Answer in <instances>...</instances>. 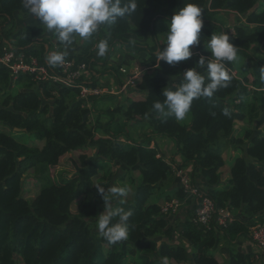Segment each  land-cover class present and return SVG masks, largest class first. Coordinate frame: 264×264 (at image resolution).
<instances>
[{"label": "trees", "instance_id": "1", "mask_svg": "<svg viewBox=\"0 0 264 264\" xmlns=\"http://www.w3.org/2000/svg\"><path fill=\"white\" fill-rule=\"evenodd\" d=\"M260 1L136 0L137 10L132 16L115 25H102L88 40L79 41L77 37L72 45L77 44L79 51L70 56L92 65L93 47L102 35L107 41L126 33H151L156 37L158 20L172 16L185 4H196L203 11L201 43L193 46V57L175 65L160 62L157 68L155 54L160 45L144 47L148 57L142 60L145 70L136 88L145 97L128 99L129 103L115 110L100 111L111 113L107 125L100 120L93 123V111L78 100L76 87L35 83L24 73L13 81L10 72L0 67V264H161L164 256L169 258V264H221L215 251L222 238L228 245L225 264H264V254L258 256L254 250L242 248L243 241L251 239L250 227L264 222V137L260 131L264 124V82L258 71L264 66V7H259ZM220 11L241 16L234 23L235 33L219 20ZM20 13L32 16L21 0H0V18L4 22L18 19L21 23ZM3 26L0 45L9 40ZM30 27L31 35L16 36L17 47L42 58L46 48L38 47L34 40L43 39V29L37 24ZM214 32L230 36L237 54L249 57L250 69L240 75L234 62L227 63L233 75L229 87L219 89L211 98L194 99L190 115L183 121L174 116L159 117L153 109L154 102L163 101L166 87L175 90L183 73L196 67L200 56H211L204 41ZM58 44L64 48L59 41ZM225 108L230 115L223 114ZM117 119H121V127L112 132ZM137 120L147 122L151 130L143 133L142 141L125 133L126 126ZM238 121L252 124L254 129L244 135V130L236 127ZM98 126L105 136H97ZM8 128L23 129L43 143L21 142ZM155 136L173 139L181 163L167 159L151 145ZM229 146L240 148L251 158L246 154L236 158L223 187V152ZM89 147L94 148L92 156L86 152ZM76 153L80 162L77 172L63 173L55 179L53 168L64 156ZM101 160L114 162L121 171L139 172V177L129 173L130 182L140 181L132 198L130 195L116 206L133 212L128 240L116 245L101 238L95 227L94 218L104 205L94 179ZM175 165L184 170L192 166L189 171L193 183L218 207L228 208L234 221L222 227L213 220L210 228L196 222L198 203L193 197L188 198L189 207L183 208L185 217L176 218L174 223L171 216L180 209L165 213L161 203L187 197ZM30 169L40 182V191L32 202L24 197L25 176Z\"/></svg>", "mask_w": 264, "mask_h": 264}, {"label": "clouds", "instance_id": "2", "mask_svg": "<svg viewBox=\"0 0 264 264\" xmlns=\"http://www.w3.org/2000/svg\"><path fill=\"white\" fill-rule=\"evenodd\" d=\"M21 2L23 7L35 16L48 32L53 33L64 46L65 51L63 52H52L48 57L44 53L43 58L48 60L49 66L55 67L62 64L64 58H68V61H73L76 65L87 63L88 73L82 74L75 85H65L52 81L44 83H59L63 86L76 87L79 89L78 100L82 103L86 102L84 98L96 93L82 97L81 86L85 85L92 89H95V86L89 82L84 84L82 81L90 76L95 78V75L90 72L91 65L87 60L68 57L67 49L77 37L82 41L88 40L98 32L102 25H115L120 19L132 16L137 10L136 0H127V2H123V0H21ZM202 13L203 11L198 5L187 3L182 8L177 9L166 21L168 29L166 40L164 47L155 54V67L159 68L160 62L175 65L177 62L187 61L193 57L192 46H199L201 43ZM232 32L235 33V31ZM108 47L107 40L99 41L96 44L97 55L100 57L105 56ZM204 47L210 51L211 56H200L196 67L183 73V80L175 90L166 87L163 90V101L154 102L153 109L159 117L174 116L177 121H183L190 112L194 99L211 98L219 89L229 87L233 75L229 73L226 65L237 60L238 48L230 42V36L226 32L219 35L214 32L210 38L204 41ZM73 50L77 52L75 48ZM200 70H203V74ZM119 71L120 75L116 76L121 81L129 76L123 89L128 84L136 82L137 85L142 75H133L131 74L132 69L128 71L127 68H121ZM258 71L261 82H264V66H261ZM233 73L236 74L237 70H234ZM12 79L13 81L17 80ZM35 83L38 82L35 81ZM86 103L83 106L89 107L90 103ZM105 108L101 111H106L111 107L107 105ZM223 114L225 116L230 115L229 110L227 108L223 109ZM15 130L24 131L20 128ZM187 171L191 177V171ZM95 187L104 203V211L97 215L96 227L99 236L112 245L128 240L129 220L133 212L126 210L124 207H116L113 202L120 200L123 203V198L129 195L130 188L128 186H112L106 189L99 184H95ZM250 237V241L256 246L257 244L253 241L252 236ZM258 250L264 254V249L260 248ZM161 264H169V258L167 256L162 257Z\"/></svg>", "mask_w": 264, "mask_h": 264}, {"label": "rangeland", "instance_id": "3", "mask_svg": "<svg viewBox=\"0 0 264 264\" xmlns=\"http://www.w3.org/2000/svg\"><path fill=\"white\" fill-rule=\"evenodd\" d=\"M259 7L262 8L264 7V0H261L259 2ZM15 16V15H14ZM17 18V16H15ZM19 17L25 21V15L20 13ZM171 16L169 15L168 18H160L157 22V33L156 37L153 36L151 33H146L143 36L136 35L134 33H126V34H120L117 38L114 37L112 40L107 41L108 42V51L105 56L100 57L97 55V48L96 44L94 45L93 49L94 51V56L91 57V61L94 63L90 66V72L94 74L96 77L92 78L90 76L88 79L83 80L82 82L85 84V82H89L90 84L94 85L95 89L98 90V94H93L88 98H84L86 102H89L90 105L89 107L92 109L93 113L91 115L93 123L98 122V120L101 121L103 125H107L109 122L110 118H112L111 113H101L100 111L106 109L105 107L109 105L111 107V110H115L117 106L121 105L124 103L125 105L129 103L127 100L128 99H141L144 98V94L141 92H138V89H136V82L134 84H128V86L123 89L124 84L126 83V80L123 78L121 81L120 78L116 75H120L119 69L121 68H127L128 71L129 69H132L131 74H142L144 73L145 66L142 65V60L147 58L148 56V50L146 48H153L156 45H160V49L164 47L165 40H166V32L168 31L167 29V23L166 21L170 18ZM219 20L227 27L230 28V30L235 31V26L234 23L239 19L236 15L232 14V12L229 11H220L218 14ZM22 23V22H21ZM21 23H18V19L14 21H5L4 18H0V29L1 25L3 24V30L6 35V37L9 40H5V43L8 45L13 46L17 50L20 51H25L26 53H33L28 50H21L18 49L17 47V40L18 37L23 36V35H31V27L30 23L28 22H23L22 26H20ZM33 24L36 25L37 21L34 19ZM43 29V35L41 36V40L35 39L34 41L36 42V45L38 47L44 46L46 48V55L47 57L49 56L50 53L52 52H63L65 51L64 48L60 44H58V40L56 36L53 33L48 32L42 24H38ZM21 28H23V33L20 35H16L18 32L21 31ZM18 36L16 38V36ZM102 35V33H101ZM125 37V39H128L127 41L124 40L122 37ZM45 37V38H44ZM55 39V40H54ZM102 40H107L105 35L101 36ZM79 41H82L79 39ZM135 42L134 45H131L130 43ZM52 42V44H51ZM4 43V44H5ZM138 45V46H136ZM146 47V48H144ZM75 48L77 52L79 51V46L76 45H71L67 49V56L71 57L70 55H73L72 53L75 52L73 50ZM192 48H194L192 46ZM72 50V51H71ZM253 51H255L253 49ZM35 54L39 59L45 60L43 57L41 58L38 54ZM66 57V56H65ZM237 60L234 61V68L238 70L240 75H244L247 73V71L250 69V64H249V57L243 56L241 54H237ZM246 58V59H245ZM64 61H68V58H64ZM85 62V61H82ZM86 63V62H85ZM87 64V63H86ZM140 77V76H139ZM121 81V82H120ZM113 93H112V92ZM142 95V96H141ZM53 101V99H50ZM100 103V106L98 107ZM190 115V112L188 113ZM121 119H117L115 122L113 128L111 129L112 132H117L118 129L121 127ZM147 122L144 121V123H141L140 121L134 122L132 125L129 127L126 126L127 128L125 129L127 132H125L127 135L130 137H133L135 139H138L142 141L145 131H151L149 128V125L146 124ZM238 127L242 126V123H237ZM246 125V128H244V135L248 131H252L254 129V125L244 123ZM248 127V129H247ZM149 128V129H148ZM98 135L97 136H105V133L103 132V129L101 130L98 126L96 129ZM261 131V137H264V124L261 125L260 127ZM8 132L13 135L17 140L25 143H33L36 145H40L43 143L41 140L35 138L33 135L29 134L28 132L25 131H17V130H12L8 128ZM124 135V134H123ZM124 138V137H123ZM147 141V140H146ZM172 143H174L173 139H170ZM175 144V143H174ZM236 151V155L233 154L234 150ZM89 153L90 156L93 155L94 153V148L89 147L86 151ZM248 154L241 150L240 148H233V147H227L224 149L223 155L225 159V166L223 167L222 171L223 174L227 175V179L224 182V185L227 184L231 174H230V169L232 168V165L234 164V161L236 160L237 157H247ZM249 157V156H248ZM251 158V157H249ZM80 166V162L78 160V154L74 155H66L64 156L58 167L53 168V175L55 179H59L61 174H68L72 175L75 174L78 170V167ZM129 173H132L133 177L137 176L139 177V172L138 171H121L119 166H117L114 162L110 161H105L101 160L99 162V173L94 177L95 183L96 184H101L103 185L106 189L110 188L112 186H118V187H123V186H128L130 188L129 195L132 196L134 195L135 187L136 185L140 182L139 180L136 179L135 183H132L128 180L129 178ZM136 177V178H137ZM40 190V182L36 179L35 177V172L33 169H30L26 172L25 176V193L24 197L28 199L30 202L33 201V199L37 196ZM128 196L123 198V200L128 199ZM177 198V197H175ZM189 197H186L185 199H180L181 200V206L180 210L178 211L177 215H172L171 217L174 220V223L176 221V218H179V220L184 218L183 216V208L189 207L190 201L188 199ZM120 202V200H116L113 202L114 206H117V204ZM121 203V202H120ZM165 202H162V206ZM104 211V205L100 206V213ZM163 211V210H162ZM73 212H76V207H73ZM95 220V225L97 223L98 217L94 218ZM177 220V221H179ZM96 227V226H95ZM97 228V227H96ZM98 231V230H96ZM248 240L245 241L244 244V249L246 248L245 245L247 244ZM227 242L222 238L221 243L219 248L215 251V254L219 260V263L225 264L226 263V258L228 256V245L226 244ZM242 247V248H243ZM241 248V246H239ZM105 249H108V245L105 244ZM256 249H260L259 246L256 245ZM257 255L260 256L262 254V251L258 250ZM175 264H190V262H182V263H175Z\"/></svg>", "mask_w": 264, "mask_h": 264}, {"label": "built area", "instance_id": "4", "mask_svg": "<svg viewBox=\"0 0 264 264\" xmlns=\"http://www.w3.org/2000/svg\"><path fill=\"white\" fill-rule=\"evenodd\" d=\"M0 67L6 68L11 77L18 79L19 76L29 74L38 83L46 81L60 82L65 85H75L82 74L88 73L86 63L76 65L73 61H64L55 67L49 66L48 60H41L33 53L20 51L8 44L0 46ZM132 81V79H131ZM99 93L97 89L88 86H81V96L87 97L88 94ZM176 175L180 184L184 187L188 197H194L198 207L196 210L195 221L210 228L213 220L222 227L234 221L235 216L226 207H218L216 201L207 195L199 186L195 185L187 170L175 165ZM181 200L173 198L166 201L162 210L165 213L177 212L181 206ZM250 234L253 241L264 249V223L257 222L251 227Z\"/></svg>", "mask_w": 264, "mask_h": 264}, {"label": "crops", "instance_id": "5", "mask_svg": "<svg viewBox=\"0 0 264 264\" xmlns=\"http://www.w3.org/2000/svg\"><path fill=\"white\" fill-rule=\"evenodd\" d=\"M232 14L236 15L238 18H241V16L239 14H237V13H233L232 12ZM34 19L37 21V25L38 24H41L40 21L35 16H33V15L30 16L29 15V16L26 17L25 21L22 20V23L20 24V26H22L23 22H28L30 24H33V20ZM22 30H23V28H21V31L18 32L16 35L20 34L22 32ZM16 35H14V36H16ZM53 37H54V34H53ZM51 44H52V42H51ZM138 92H140V91L138 90ZM141 93H143V92H141ZM138 121H140V120H138ZM237 123H242V126L241 127H238V124ZM237 123H236V127L238 129H240V130L242 129V131H243L244 128H246V125L244 124V122L238 121ZM151 145L154 146V147H157L159 149L160 153L162 155H164L167 159H169V160L175 159V161L177 160L179 163H181V160H180L179 156L175 154V144L172 143L170 141V139L163 138V137H159V136H155V137H152V139H151ZM233 154L236 155V151L235 150L233 151ZM189 169L191 170L192 169V166H188L187 170H189ZM198 178H199V176H198ZM200 179H199V181L201 183L202 180H200ZM226 179H227V175L226 174H223V176H222V181H223V185L222 186L223 187L225 186L224 185V182H225ZM243 242H245V241H243ZM243 246H244V244H242V247ZM245 247H246L245 249H247V250H252V251L254 250L255 252L258 251V249H256V246L253 244V242H250V240H249V242H247V244L245 245ZM250 248H252V249H250ZM243 249H244V247H243Z\"/></svg>", "mask_w": 264, "mask_h": 264}]
</instances>
